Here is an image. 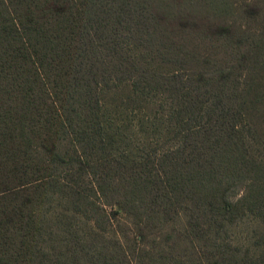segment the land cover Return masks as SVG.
I'll list each match as a JSON object with an SVG mask.
<instances>
[{
    "label": "trees",
    "instance_id": "16d2710c",
    "mask_svg": "<svg viewBox=\"0 0 264 264\" xmlns=\"http://www.w3.org/2000/svg\"><path fill=\"white\" fill-rule=\"evenodd\" d=\"M263 2L0 0V264H264ZM126 84L163 98L138 144Z\"/></svg>",
    "mask_w": 264,
    "mask_h": 264
},
{
    "label": "rangeland",
    "instance_id": "374dc122",
    "mask_svg": "<svg viewBox=\"0 0 264 264\" xmlns=\"http://www.w3.org/2000/svg\"><path fill=\"white\" fill-rule=\"evenodd\" d=\"M230 1L236 6H243L254 0ZM219 56L224 59L232 58L228 52H222ZM257 80L259 86L251 90L252 96L247 102L248 118L255 128V151L257 147L264 145V66ZM103 99L107 118L121 123L129 133L130 140L135 144L151 134V129L146 125L150 120H159L160 112L157 106L163 102V98L159 95L137 96L127 84L106 92ZM261 230L262 226L256 219L245 217L231 226L229 234L235 244L257 250L253 243Z\"/></svg>",
    "mask_w": 264,
    "mask_h": 264
}]
</instances>
